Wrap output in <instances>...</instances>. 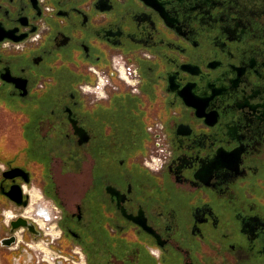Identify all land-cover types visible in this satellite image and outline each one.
I'll list each match as a JSON object with an SVG mask.
<instances>
[{
  "label": "flooded vegetation",
  "instance_id": "af4514ba",
  "mask_svg": "<svg viewBox=\"0 0 264 264\" xmlns=\"http://www.w3.org/2000/svg\"><path fill=\"white\" fill-rule=\"evenodd\" d=\"M0 115L1 262L264 264V0H0Z\"/></svg>",
  "mask_w": 264,
  "mask_h": 264
},
{
  "label": "rangeland",
  "instance_id": "374dc122",
  "mask_svg": "<svg viewBox=\"0 0 264 264\" xmlns=\"http://www.w3.org/2000/svg\"><path fill=\"white\" fill-rule=\"evenodd\" d=\"M2 115H0L1 117ZM10 123V121H9ZM8 123V124H9ZM15 134V136L13 137L14 139L18 138L16 137V132L13 133V135ZM87 177L88 175L86 174V169L83 167L82 168V172L80 174H77L75 176H67L65 178H63L62 180V191L63 193L69 198V199H72V200H75L76 197H79L84 188H85V183L87 182ZM46 206L48 207V209H51L52 206L50 204H48L47 202H45ZM51 211V210H50ZM55 211V210H53ZM54 215L56 214L55 212L53 213ZM1 251V249H0ZM74 261H77L79 262V260L75 259ZM0 264H5L3 262L0 261ZM13 264H23L22 261H18V260H14L13 261Z\"/></svg>",
  "mask_w": 264,
  "mask_h": 264
},
{
  "label": "built area",
  "instance_id": "2783aa9c",
  "mask_svg": "<svg viewBox=\"0 0 264 264\" xmlns=\"http://www.w3.org/2000/svg\"><path fill=\"white\" fill-rule=\"evenodd\" d=\"M57 256V259L59 261V264H66L68 262H70L71 264H85V260L82 256H79L78 260L79 262H76L72 259L71 256L69 255H56Z\"/></svg>",
  "mask_w": 264,
  "mask_h": 264
},
{
  "label": "water",
  "instance_id": "95a60500",
  "mask_svg": "<svg viewBox=\"0 0 264 264\" xmlns=\"http://www.w3.org/2000/svg\"><path fill=\"white\" fill-rule=\"evenodd\" d=\"M75 133L84 141V135H83L82 132H75ZM28 224H27V221L26 220L20 219L17 223H15L13 225V229H16V228H19V227H22V226L30 227V226H28ZM10 243H11V240L9 242H7V245H9Z\"/></svg>",
  "mask_w": 264,
  "mask_h": 264
}]
</instances>
